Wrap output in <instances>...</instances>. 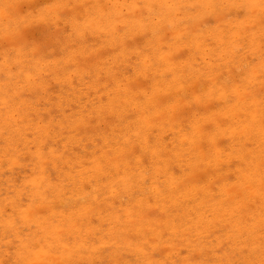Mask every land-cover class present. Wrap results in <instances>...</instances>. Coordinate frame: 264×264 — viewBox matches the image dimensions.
<instances>
[{"label": "rangeland", "instance_id": "374dc122", "mask_svg": "<svg viewBox=\"0 0 264 264\" xmlns=\"http://www.w3.org/2000/svg\"><path fill=\"white\" fill-rule=\"evenodd\" d=\"M50 1H51V3L49 5H52L54 3V1L57 2L56 0H49L48 2H46V0L45 1L44 0H31L29 2V0H28V2L27 1H22L21 3H19V1L17 0V2L19 3L20 8L22 7L21 11L23 13L21 12V14L19 15L18 19H16L14 17V21H13V16H11L12 15L11 14V9L8 8L9 5H7V8H5L6 6L3 7V8H0V13L2 11L4 13H7L8 11H10L8 14H5L7 17L4 16L2 18L3 21L0 19V71H1L2 77L3 78H7V82H8V85H9V86L7 85V87L0 86L1 87L0 88V234H1V236H0V264H17L18 262L16 260L18 259V261H19L20 258L23 259V256L21 254L24 253V252H25L24 253V258L26 260V259L29 258V256H32L37 250L41 249L42 246L45 245V243H46V245L44 246L45 248H43V249L48 250L49 253H52L55 258L57 256L60 257V255H62L64 253H67V254L69 253V255H70L69 257H72L71 258L72 260L74 259L72 264H74V262H75V264H76V262H77V264L78 263L79 264H85V263L86 264H91L94 259H96V261L94 260L95 262L93 261L94 264H103V263H105V262H102L103 260H101L99 262L100 259L99 260H97V259L98 258H103L104 257L103 256L104 253H106V255H105V257L103 259H104V261H107V259L109 258L108 255H110L109 253H111L113 248L115 246H117V245L120 247L121 251L123 250V252L119 253V255H118V256H121V258L120 257L118 258V256H117V258L114 259V257H113L114 254H113V256L110 255V258H109L110 260H108L107 263H105V264H112L111 259H113L112 261L115 262V263L113 262L114 264H117L118 261H116V259H119L120 261H119L118 264H120L122 262V260H123V257L125 258L124 260H127V262L128 261L133 262L135 260H138V262H140L141 264H145V263L146 264H155V263L156 264H158V263L159 264H171L172 261H173L172 264L173 263L174 264H186V263L187 264H191V263L192 264H200V263L201 264H209L211 262H212V264H218V263L219 264H247V261L245 259H243V257L239 254V250L240 251L244 250L243 252L246 253V252H249V250L251 251V249L252 250H256L257 248H252L251 244L249 242H247V239H246L247 235L245 236L244 234H242V233L240 234V232H238L240 234L239 237H238L237 235L233 234V232H232L233 229H231L229 227V225L226 223L228 221V219H226L227 215L226 216H220L219 219H218V218H216L217 217L216 216L217 213H212L210 211H206V212L203 211L205 213V215H206V216L204 215V220H205V223H206L205 224L204 221L202 222L201 220L199 222H197V219L199 218L200 214H198V212H195V211L192 210L193 213L194 212L197 213L196 214L197 216L195 215V213L193 215V213L191 212L192 215L191 214H189V215H191L192 217H190V216L188 217L187 216L191 220L185 217L186 221L185 220L183 221V224H182L183 228H179L178 227V226H180L179 224L182 223L181 221H179L178 226L177 225L172 226V228H174V229H172V230L170 229L168 231H167V227L165 225H164L165 227L162 226L163 227L162 228L161 225H159V224L157 225V224L152 223L153 222V218H152V216H150L151 210L153 208H154V210H152V211L158 210L160 208L156 209L157 207L163 206L162 204L166 203V202H161L162 203L161 204V203L154 202L155 200H154L153 194L155 193V190L156 189L157 190H161L160 188H162V186L164 184H166V183H167V185H171L172 182L174 181L173 180V176H178L181 173V169L182 168L186 169L188 167L187 161L190 158H187V156L188 157L191 156V155H188V153L186 151L182 152L183 155H185L184 153H186L185 156H183V155L180 156V155H178V154H176L174 152H171V149H172L171 147L173 146L172 145V142H173L172 140H174L173 131L166 130V131L161 133L160 128L158 126H155L154 128H152L150 130V131L153 132L154 135L157 134L156 136L159 139H160V137L162 138L160 140L162 142L164 141L163 142L164 146L168 142L167 143L168 145L165 146L167 151L165 150L166 151L165 152L163 150L161 152L162 153V157L163 156H165V157L168 156L166 158L169 159L168 164L170 166V169L166 170V166H165L166 164H164L163 160H157V159L152 160L151 158H149V156H147L145 154L144 149L142 150V146H141L142 142L138 144L137 143L138 141H135V140H138L137 139L138 135L136 136L138 131L136 129L133 130V134L135 135V137L133 136V134L131 135V137H129V136L125 135L123 131H121V127H120L121 122H120V120L116 121L117 119H116L115 115L113 116L112 113L111 114H109V113L107 114L106 113V114L103 115V114H99V112H97V111H94L95 109L92 110L93 106H95L96 104L98 105L99 103H101L100 100L102 102L105 100V102H103V104H105L108 101L107 96H106L107 99L104 98L105 90L101 87V86H103L106 83L105 79L109 80V83H108V86H107V90L108 91L109 90L110 91H114V90L121 91V88L124 86V84H128V85H126L127 87L130 84H132V85H130L131 87L129 86L128 88H130V91L134 88L133 91L135 90V93H136V89L138 88L136 86H138L140 84V81L145 79V78L143 76H141V77L140 76H134L133 75L134 74L133 70L131 69L132 66L131 67H127V66H125V64H134L135 62H140L141 61L140 56H139V52H141V50H142V48L139 46L140 45V40L142 39L141 42L143 43L144 37H143L142 34H145L148 31L142 30L141 33H133V34H130V35H125L122 38V41L127 45L128 50H129V48H132V49H130L131 52L129 54H127L123 58H121V55L119 54L120 55V57H119L120 61H118V63H114L113 64L114 66H111V67L115 68V69L113 68L114 72H112V73L109 72L110 74L109 73L104 74L103 72H101L100 73L101 75H99L100 76V80H98L99 77L94 75L95 71H92L93 73L91 72V74H86L84 72V70L81 68L82 63L85 62L84 60H86V59L90 61V59L93 60V58L94 59L97 58L100 55V53L103 51L102 49H104V51H105V49L107 50V48L110 49V50H113V48H114L115 51H116L115 52L116 54L120 53V51L122 50V45L120 44V40L113 39V41H114L113 46L111 44L109 45L108 44V43H110L109 40H110V38H113V36H109L107 33H104L103 31L97 29V27H94L93 29L85 28L84 32L83 31L80 32L81 34L83 33V35L81 36V34H80L79 37H76V35H74L75 32H73V30L71 31L70 27H68L67 22L65 23V21H67L68 19L71 20V17L68 18V17L65 16L63 18L62 17V15H63L62 13H59V16H55L54 10L50 11V10L46 9V7L49 6L48 3ZM68 1L65 0V4L67 2L66 5L69 4ZM70 1L72 3V4L70 3V5L73 8H69V7H71L70 5H68L69 7H67L64 4V7H62V10H64L65 7L68 8V9L66 8L67 11L69 9H71V11H72V9L75 10L74 7L78 6V2L80 4H84V5L89 4V6H95L94 3H96L97 0H77V1L70 0ZM113 1L118 2L119 8L121 10V13L119 14V16H120L119 20L120 21L118 22V30L117 29H113L115 32H119V31H121V28L123 26L121 24V22L123 21V18L125 17L126 13L128 12L129 5H131L130 3H133L134 1H137V5L141 7L142 1L141 0H109L108 5H110V6L113 5ZM230 1L232 2V3H230V5L232 6L234 4V6H235V3H234L235 0H230ZM12 2H14V1H10V7L11 8H13L12 7ZM173 2H175V0H171L170 1V3H173ZM73 4H74V6H73ZM5 9L6 10L8 9V11H6ZM41 9L44 12V14L46 15L47 20H50L51 17L49 18V16H52V15H54L53 17L55 18V20H53L54 18L52 17L53 19L51 21H53V22L48 21V24H44L45 20L41 18L44 15L40 14V10ZM184 10L186 11V10H188V8L184 7ZM71 11H69V12H71ZM233 11L235 13L236 10H231V14H226L225 21L226 20L230 21L231 19H233V17H234V13H232ZM239 11H238V14H243V12H242L243 9H240ZM261 12L262 13H259V11H257L255 14L257 15L259 13V15H262V14L264 15V13H263L264 10L263 11L261 10ZM48 13H50L51 15L48 14ZM263 15L259 16V18L260 17L263 18L264 17ZM207 16H206V23L204 24V27H203L202 31H199V32H201V33H199L201 35V36H199V38H201L199 40V43L201 42V44L195 43V45H194L195 49H198L199 53L197 55L193 54L194 55L193 57H195L197 59L199 58L200 62H198L197 59H196L195 62L196 61L198 62V64L196 63L197 64L196 67H195V65H196L195 62L192 64V66H187L186 67V71H189V70H191V71L185 72V74L187 73V74L190 75L191 73H195V75H198V74L199 75L200 74L203 75V77L200 76L201 78H199V81H200L199 83L202 82L200 84V85H202L205 82L204 80L209 81V78H211V76H208V74H209L208 65L211 64L214 67V71H215V74H216L215 76H217V77L219 76L218 77L219 80H218L217 77H215L216 81L214 79L215 87H217V84H219L221 86L223 84V83L221 84L222 80H224V77L225 78L227 77V74H225V73H227L225 71V68L228 65H229L228 67L231 68L232 71H234V69H235V72H237L236 74H239L238 71H237L238 69L236 67H237V65L240 62H239V59H237V57L241 58L242 55H244L243 56L244 59L241 58L240 61H242V59H243V61L246 59L247 62L250 63V65L252 67L257 68V70L260 67L261 68L259 70L264 68V43H263L264 42L263 41L264 36H261L260 38H257V35L254 34L256 29L253 28V27H251V28L249 27L248 28L246 26L247 27V29H246V27L244 26L243 30L245 29V32L242 30V28L240 30L238 29L240 31L239 36H237V37L233 36V38L229 39V41H228L229 43L228 44H230L229 45L230 47H228V45H226L228 48H231V44H232V48L238 49L239 47H241L240 50L238 49L240 51L241 55H239L237 53L238 56L233 58V56L230 54L229 50H227L228 48L221 47V48H223V51H222V49H219L220 46H219V42H217L218 41L217 32L220 31V29L222 27L221 23L217 20V17L214 16L213 14L209 13V14H207ZM31 17H33V21L32 22H31V19H30ZM257 18H258V16H257ZM100 19H102V18H100ZM17 21H22L23 23L18 24ZM43 25H47V26L49 25L48 27H50L52 30L54 29V27H57V28L61 27L62 29L61 28H59V29H61L62 32H65L63 35L68 33V35H70L72 37V38H69V41L67 42V47H66V52H69L70 56H71L69 61H66V57L63 54L64 48H62L58 44H55L54 46L52 45L53 47H50L49 49L47 48V50L45 52H43L44 54H41V47L39 45H36L38 42H35V41L29 42V41L24 40V38H25L24 34H25V31L26 32L28 31V28H34L33 29V31H34L36 29H39L40 27L42 28ZM52 26H54V27L52 28ZM63 28H65V31H63L64 30ZM205 28L206 29L208 28L209 31L206 30ZM225 28H227V27H225ZM68 29H69V31H68ZM166 29H167V30H165L166 34L169 33V30L170 31L172 30V28H169V26H167ZM246 30H247L248 33H250L249 35H248V33H246ZM69 32H71V33L69 34ZM103 33L106 34V35H103ZM112 33H114V32H112ZM243 33H245V34H243ZM43 34L47 35L46 32L45 33L43 32ZM214 34L216 36H214ZM246 34H247V36H245ZM102 35L104 37H101ZM250 35H251V37H250ZM73 36H75L76 38L73 37ZM91 37H93V38H91ZM82 38L83 39L86 38V39H84L86 41H89V40H87V38H89L90 41L89 42L85 41V42L87 44L91 43V44H89L90 46H93L94 44L95 45L93 46V51H90V49H89L88 52L80 55L79 54L80 51L79 50H75V49L77 47L76 43L77 42L79 43L82 40ZM252 38H254V40ZM255 38H257V39H255ZM13 39H16V40H19V41L21 40L22 41V46L20 47L18 45V46L15 47V46L12 45L13 48H15V49H13V51H9L11 49H10V45H8V43H11V41ZM65 39H67V37H65ZM91 39H93L94 43L91 42L92 41ZM102 39H105V40L103 41ZM243 39H244V41H243ZM247 39H250V40H247ZM201 40H203V41H201ZM224 40H227V39H224ZM224 40H222L221 43H225ZM182 41H183V45L186 47V43H188V39L185 40L183 38ZM202 42H204V43H202ZM250 42H251L252 45L249 44ZM246 43H248V44H246ZM107 44L109 46H107ZM206 44L208 45V47H207ZM161 45H162V48H160L161 51H160V49H158V50L160 52H162V50H163L164 51V52H162L163 55L170 54L169 57H171L172 54H173V52H171L172 48H170V50H169V48H167L168 44L166 43V41H164V46H163V44H161ZM196 45H197V47H196ZM234 45L235 46L237 45V46L234 47ZM103 46L105 48H103ZM199 46H201V47L203 46V47L201 48ZM147 47L149 48V51L147 49L146 52H148V53L151 52L150 54H152L151 55L152 57H155L158 54L159 51L157 49H155L153 46H147ZM188 47H190V46H188ZM209 47L211 49H209ZM254 47L255 48L257 47L258 50L255 49ZM200 48H201V50H200ZM207 48L210 51V54L205 52L206 51L205 49H207ZM212 48H213V51H212ZM16 49H20L18 51V54H15V52H14ZM215 49H218L219 53H217L218 50L215 51ZM150 50H152V51H150ZM154 51H155V54H153ZM192 53H194V52H192ZM150 54L147 55V53H145V60L147 59V57H150ZM203 54L204 55L206 54V55L204 56ZM16 55H17L18 59L14 61V58H15ZM200 55H201L202 58L200 57ZM88 58H90V59H88ZM200 58H201V60H200ZM122 59L126 60V61H124V62H126L125 64H123V62L121 61ZM221 59L223 61H225V62H223ZM10 61H12V62H10ZM153 61L155 62V60H153ZM173 61H175V58H171V62H173ZM199 63H201V64H199ZM225 64H227V66ZM104 65L105 66H110L111 64L109 65V64H105L104 63ZM64 66H68L69 67L68 68L69 69L68 73H66L65 69H63ZM151 66H152L153 70L158 74V76L156 78L159 79L160 78V76H159V74H160L159 65L156 63V64H153ZM198 66H201V68L198 67ZM230 66H232V67H230ZM100 67L103 68V66H100ZM193 67H194V69H193ZM111 69L112 68H110V70ZM122 69H125L124 74H123L124 76H122V74H120ZM197 71H199L200 73L199 72L197 73ZM261 74L262 73L259 72V76H257V78H255V79L250 78V77L252 75L253 76L254 75H258V72L257 73H252V74L249 73L248 75H250V76H246L245 74H243L241 76V78H236L235 77L234 78V86L239 91H241L243 82H241L240 80H244L246 83L249 80L248 84L253 83V84H250V86L252 85L250 89H252V88H253V90L255 89L254 91L255 92L258 91L257 94L261 95L264 98V80H263L264 76L261 75ZM102 77H103V80H104L103 84L100 83L102 81V79H101ZM204 77L205 78L209 77V78L208 79H204ZM246 77L247 78L249 77L248 80H247ZM3 78L0 80V82L3 81ZM148 78H150V77H148ZM185 79H186V77H185ZM261 79H262V82H261ZM250 81H252V82H250ZM147 82H148V80L145 81V85L146 86H148ZM134 83H135V85H133ZM259 83H261V84H259ZM248 84H246V87L249 86ZM193 88H194V90H193L194 93L192 91ZM189 90H190L191 94H196L198 92V90H196L194 86H191V88H189ZM137 91H138V89H137ZM152 92L154 93L153 90L147 89V91H145V98L142 97L141 94H138V93H140V92H138V93H136V96L138 95L139 97H136V96L132 95L133 96V100H136V101L137 100L138 101L141 100L140 101L141 103L144 102L145 104H147V98L151 97L153 95ZM112 94L113 93H111V96H113ZM214 94L215 95H218V94L221 95V94H224V93H221V91L220 92L216 91V93L214 92ZM233 94H228V97L229 98L232 97V99L236 98L235 96H233ZM99 95L103 96V100H102V97L99 96ZM140 97H141V99H140ZM127 101H129V100L126 99V101H125V99H122L120 101L121 104L117 103L120 106L115 107V108L117 109V108L123 106L122 108L125 109L124 106H126V108L128 106V109H125V110H126V117L128 116L127 119H129V118H132L131 116H134L138 112L142 111V109L138 108L137 109L138 112H137V110H135L137 113L133 112L134 115H132L131 112L134 109L133 108H132L133 110L130 109L131 108V106H129L130 103L127 102ZM123 102L126 103V104H124ZM220 102H221V105L223 107L224 103L222 101H220ZM262 102L264 103V101H262ZM117 104H116V106H117ZM215 104H217V100L215 102L209 103V108L211 109V105L214 106ZM104 106H105L104 109L106 110L107 107H106V105H104ZM197 106L198 105L194 104V108L193 109L196 110L195 107H197ZM201 106H202V103L199 104V106H198L200 109H198V107H197V109H198L197 111L199 112V110H201L200 111V115L201 114L204 115V113H205L204 110L205 109L203 108V106L201 108ZM129 109L131 110V112H130ZM150 109H152V107L146 109L147 113H148V111L151 112ZM211 110L212 111H216L217 108H216V110L213 109V108ZM249 111H251V109ZM86 114H88L87 116H89V115H91V116L87 117ZM101 115L105 116L104 119H102L103 116H101ZM109 115L112 116L113 118L109 117ZM206 115H207V113H206ZM206 115H204V116H206ZM85 116L88 119L89 118L90 119L87 121V118H85ZM98 116H100L101 118L98 117ZM80 117L83 120H79ZM185 117H187L188 120L190 119L189 116H185ZM97 118H100L103 121L101 122V120L99 119V121H100L99 122L97 120ZM110 118L111 119H114V118L116 119V120L114 119V123L116 122L117 126L116 125H114V126H116L119 131L116 130L117 128H115L113 125L111 126L113 120H111ZM134 118H136V116ZM107 119H109V120H107ZM84 120H86L87 124H86V122ZM105 120L108 121V123H109V121H111L110 122L111 124H108ZM188 120L185 123V128H186V130H188L187 133L183 137H179L180 139L178 138L175 141V143L179 142V141L180 142L182 141L183 145H185L187 143L188 136L186 138V135L193 129L192 121L189 123ZM79 121H81V122H79ZM90 121L92 122L93 125L91 123H89ZM4 122H6L7 124L4 123ZM82 122L85 123L86 125H81V124H83ZM104 122H106L110 126H108V127L105 126L106 124ZM117 122H119V123H117ZM77 123L80 126L77 125ZM211 123H209V121H206L205 124H207L208 127L204 124L202 126V128L206 127V129L207 128L209 129V127L210 126L212 127V125H213ZM221 123H223V121H221ZM75 124H76V127L74 126ZM89 124H91V126ZM177 124H179V122L175 123V125H177ZM98 125H100V126H98ZM166 125H167V123L165 122L163 125H161V128L162 129L163 128L167 129ZM39 126H41V127H39ZM42 126H43V129H42ZM119 127H120V129H119ZM151 127H153V126H151ZM234 127H236V125L233 126V128ZM109 128H111V129H109ZM86 129L88 130V132L86 131ZM90 130H94L93 134H92V131L90 132ZM111 130H113V132ZM207 130H206V132H207ZM5 131H6V134H5ZM120 131L125 136L123 138H127L128 137L127 139H129L130 142H131V139L133 141V142L130 143V145H133V146L132 147L130 146V149L127 152H125V150L115 149L111 145L103 147V140L99 136H98V138L95 139L96 134L105 135V133H106L105 136L110 138V140L112 139L110 141V142H112L113 141L112 137H114V135H117L116 132H118V134H120V135H123ZM8 132L12 133L13 135L12 134L10 135ZM89 133H90V135H89ZM159 134H160V136H158ZM223 134H225V133H223ZM225 135H224V138H222L223 136L222 137L219 136L220 139H218V140L216 139L218 142L213 141L214 144L217 143V146L221 148V149H219L220 152L217 155V161H218L217 164L220 165V166H223V168L220 167V166L218 167V165L215 166L214 162H212L213 165H210V164L204 165L205 167H203L202 169L204 170L205 168H207V170L199 173L200 174L199 175V181H200L201 185H203L204 187H207L208 179L210 177L216 179V181H217V177L219 175H224L226 173H229V170H230V172H232L231 170H234L233 172H236L235 171L236 167H237L236 164L237 163L240 164L242 162L241 160L239 161L238 157L236 158L235 156H229L228 155L229 153H233V151L231 149V146L228 145V141H229L228 138L231 137V136L229 134V131H227V133ZM11 136H12V138H11ZM40 136H42V137H40ZM233 136L234 137H231V139H234L236 135H233ZM66 137H68L67 139H69V140H67ZM132 137H134L136 139H134ZM255 137L256 136H254L253 138L255 139ZM239 138L241 140H245L243 137H239ZM253 138L252 139L250 138V143H248L249 140L248 141L245 140L246 144H243L245 141H243L242 143L240 141V143H239V141H237L238 140V137H237L235 139L236 143H235V140H232L231 143L232 144L235 143L234 147L237 146L238 143H239V145L242 144L241 146L243 147V149L245 148L246 149L245 151L248 152L251 149L257 147L259 145V143H260V139H255L254 140ZM72 139H73V142L71 143L70 140H72ZM67 141L68 142L70 141V143H68ZM223 144L226 145L227 148ZM84 145H86V148H85ZM221 145L223 147H225V149ZM243 145H245V146H243ZM167 147H168V149H167ZM104 150H106V151H104ZM93 151L94 152L96 151L97 153L95 152L96 153L95 154ZM103 152L104 153L106 152L105 153V154H107L106 156L110 157L111 161H113V162H115V158L114 157H116V156L119 157L118 160H117V163L116 164H109V163L106 164L108 158L106 156H104L105 154ZM170 152L174 153V154H171ZM91 153L93 155H91ZM163 153H164V155H163ZM64 154H65L66 157L64 156ZM102 154H103V156L105 158L100 156ZM127 154L131 157V158H128L129 161L132 162L131 165H128L130 167H128V166L125 167V165H124V162H125L124 157ZM166 154H168V155H166ZM96 155H99L100 158H99V156H96ZM85 156H87V158ZM84 157L86 159L94 157L93 159L96 161V163H97V160H99L98 163H101V164L105 163V164H102L104 166L103 168L101 167V164H100V166L98 165V163H97V165L95 164L94 168H96V166L100 167L99 173L101 172V174L98 175V177L97 176L96 177L93 176L92 172H90V171L87 172L86 171L89 168V163L92 162V160L91 159L86 160V159H84ZM227 157H229V159ZM230 157L232 159H230ZM63 158H64V160H62ZM95 158H97V159H95ZM171 158H176V160H178V161H175L173 159L175 162L172 163V161H171L172 159ZM181 158L183 159V161L185 160V162H183L184 164L179 162L181 160ZM77 159L78 160L80 159V162L83 159L82 162L84 164L83 163L80 164ZM100 159H101V162H100ZM104 159L106 161H103ZM226 159L229 160V162ZM68 160H69V162H68ZM74 160H77V161L75 162ZM85 160H86V163L88 162L87 163L88 165L85 164ZM237 160L239 162H237ZM61 161H62V164H61ZM219 161L221 163H223V164H221ZM223 161H225V162H223ZM169 162H171V163H169ZM189 162H190V160H189ZM227 162L229 163V165L227 164ZM241 164H242V166H240V168L238 167L237 169H241V167L244 168L245 165L243 163H241ZM86 165H87V168H86ZM90 165H91V163H90ZM112 165L115 166V167H113L115 169H111ZM233 165H235L234 166L235 169H234V167H232ZM73 166H75V169H73ZM227 166L228 167L231 166V167L228 168ZM94 168H93V170H94V172H96ZM148 168H149V170H148ZM179 168H180V170L178 171ZM224 168H228V169H224ZM158 169H160L161 171L158 172L157 171ZM162 169H164V171H162ZM68 171H70V172L68 173ZM125 171H128V173L130 171L128 176L126 175L128 173H126ZM171 171H174V172H171ZM225 171H227V172H225ZM86 172L88 174H86ZM42 173H45V175L42 174ZM67 173H68V175H70V177L67 175ZM112 173H114L117 178L114 177L112 175ZM162 173H163V175H162ZM79 174H81L80 177H78ZM84 174H86L88 176L90 174L91 175L86 178V175H84ZM109 174L112 175L113 178H111ZM145 174L147 176H150L148 179L149 180L151 179V181H149L148 179H147L148 181H146ZM31 175H33V176H31ZM37 175H40V176H37ZM47 175H49V177H51V178L50 179L47 178L48 177ZM83 175H84V177H83ZM164 175H166V176H164ZM136 176H137V179L139 178V181H138L139 183L138 184H140V185H138V188H140V189L138 190L136 188V185L134 187H132L131 189H129V186L131 185V180L136 178ZM58 178H60V179H58ZM96 178H98L99 180L98 179L96 180ZM105 178H109L111 181L113 179L112 183L113 182H115V183L111 184V181L109 180L110 181V183H109V181L107 180L106 181L107 182L106 189H105L107 192L99 195V192L97 193V191H96V188L98 186L97 185L98 184L97 181L105 182ZM115 178H116V180H115ZM47 179H48V181H46ZM87 179H88V181H87ZM156 179H157V181H156ZM159 180H160V182L161 181L162 182L159 183ZM24 181H26V183ZM142 181H145V182L142 183ZM152 181H154V183L155 182L156 183L154 184ZM28 183H29V185H28ZM58 184H60V185H58ZM109 184H111V185L109 186ZM161 184H162V186H161ZM151 185H152V188H151ZM155 185H156V187L157 186L158 187L156 188ZM216 186H217V183H215V186L212 187L213 190L211 192L216 191ZM170 187H171V190H172L173 186L171 185ZM145 188H147L148 190H146ZM107 189H109V190H107ZM152 189L153 190L155 189V190L153 191ZM131 190L132 191L134 190L133 194H129V192ZM135 190H138V191L142 190V191L136 193ZM21 191H24V192H21ZM48 191H50V192L48 193ZM111 191H113V192H111ZM176 191H178V190H176L175 188L172 191V194L175 195L174 198L175 199L176 198L180 199L179 201L177 199L176 202L182 201L183 204L179 205L181 203L180 202L176 206L175 203H173V202H167L166 203L167 206L166 205H165L166 207L164 206V209L166 208L165 209V214H167L166 210H168V212H171V213H169L170 215L172 214L173 216H177V213H179L178 212L179 210L177 208H179V207L181 208L182 205H183V207H184V205H186L184 208L188 207L187 206L188 205V200L182 198L181 196L178 197V195L180 193H177ZM86 192H90L91 193L92 199H90V200L93 201L92 202L93 206L90 205L89 203L88 204L85 203L86 200H83L82 195L84 193H86ZM44 193L46 194L45 196H43ZM138 193H139V195H138ZM111 194H113V195H111ZM131 195H133L134 197L135 196L138 197V199L133 198ZM198 195H199V193H198ZM17 196H18V198H17ZM59 197H61L60 200H59ZM119 197H120V199H119ZM98 198L100 199V201L98 200ZM141 198H143L146 201V203L142 202V204L140 203L141 204L140 205L139 202L142 200ZM149 198H150V200H149ZM133 199H134V201H133ZM139 199H141V200H139ZM195 199H197L198 201L201 200L200 198H198V196ZM257 199L258 198H255V200H253L252 203L251 202L248 203L249 208L252 207V205H250V204H253V203L254 204H253V207L251 209L258 208V207H260L261 204H262V208L264 207L263 203H261L259 199L257 201ZM62 200H63V202H62ZM17 201L19 203H17ZM107 201L109 203L106 204L105 202H107ZM116 201H117V203H116ZM135 201L138 202V204ZM148 201H152V203L148 202ZM183 201H185V203ZM198 201H196V202H198ZM20 202H23V203L21 204ZM41 202H43L44 205L40 206L42 204ZM45 202L48 203V204L45 205ZM98 202H100V203H98ZM194 202L195 201L190 200V203L193 204ZM256 202H258L259 205ZM61 203L63 205L66 204V207H65L66 209L64 211H62V212L61 211L59 212V210H60L59 206H60ZM74 203H75V206L73 205ZM130 204L131 205L134 204L136 206L137 205L140 206L139 207L140 210H134V213L139 215L138 220H145L146 221L145 224L148 225V229H146L145 233H146V235L150 233L149 236L147 235L148 236L147 239L151 238V240L153 239L152 241H155V242H151L150 241V244L146 243V246H145V243H143V241L141 242L139 239H134L133 242L135 244L134 243L132 244L131 241L133 239L130 241L131 238H128V237L131 236L130 232L132 233V230H130L128 228L129 227V224H128L129 223V219L131 217L127 216L128 218L130 217L128 219V218L122 216L123 214L121 215L122 216L121 217L118 213H119V211L121 210V208L123 206L124 207L128 206L127 208L132 209L133 206H131ZM80 205L83 206V208L87 207L86 209H87L88 213H87L86 209L84 210L83 208H82L83 210H78ZM121 205H122V207H121ZM142 205L145 206V207L143 208ZM44 206H47V207H44ZM56 206H57L58 209H56ZM70 206L73 207V210H71L69 212V211H67V209L69 210ZM117 206H118V208H117ZM13 207H15L16 209L13 208ZM48 207H50L52 209H49ZM88 207L90 208L89 210H88ZM93 207L94 208L97 207L98 211L96 209H94ZM99 207H100V209H99ZM119 207H121V208H119ZM141 207L143 208V210L145 212L144 211H143V213L141 212V210H142ZM151 207H153V208H151ZM167 207H168V209H167ZM47 208L49 210H47ZM149 208H151V210H149L150 213H148L149 212L148 211ZM42 209H43V211H42ZM93 209H94V211H93ZM33 210H34V212L35 211L37 212V210H38V213L39 212L40 213L39 214H34V212H32ZM170 210H172V211H170ZM174 210H178V211H174ZM186 210H188V208ZM43 213H44V215L41 216V214H43ZM86 214H88L89 216L86 215ZM34 215H37L38 217H35ZM100 215H103V216H100ZM111 215L112 216L114 215L115 217H117L119 215L117 219H120V220H118V222H117V220H115L116 222L114 220L111 221V219H110ZM105 216H106V218H105ZM208 216H211V217L215 216V217H213V219H212V218H208ZM39 217H40V219H39ZM80 217H82V218H80ZM85 217L87 219H89V220H87ZM101 217L103 219H106V220H103ZM222 217H223V219H222ZM37 218L39 220H36ZM61 218H63V220ZM107 218L110 219V220H108ZM122 218H125V219H123V221H125V220L127 221V222L125 221L126 225H125V222L121 221ZM206 218H208V219H206ZM35 220L37 222L39 221V224L45 223L43 225H47V223H49L48 220L50 221V223H49V226H45L43 228H40L39 225H37L38 223ZM40 220L41 221L43 220V222L41 223ZM74 220H76V223L81 221L82 225H78V226H82V227L77 229L76 225H74L75 224ZM100 220L102 222H100ZM188 220H189V222L191 221V223H189ZM64 221H66L65 222L66 224L64 223ZM83 221H84V223L86 224L87 227H89V225H87L88 222H89L88 224H92L89 227L91 229V233L90 234L83 232V231H85L84 229H87V227L85 228V225L83 226V224H84V223H82ZM71 222H73V223H71ZM119 222L124 223L123 226H122V223H119ZM184 222H185V224H184ZM214 222H215V224H214ZM108 223H110V224L108 225ZM114 223H115V225H114ZM186 223L188 225L193 224V226L194 225L195 226H194V228L192 227V229L190 230V229H188L186 227ZM209 223H212V229L210 227L211 224L209 225ZM220 223L222 225H220ZM16 224H18V226ZM224 224H226V225H224ZM10 225H11V227H9ZM59 225H60V227H59ZM110 225H111V227H109ZM206 225H208L209 228ZM50 226H51V228H49ZM176 226H177V228H175ZM5 227H6V230H5ZM107 227H109V228L107 229ZM201 227H202V229H201ZM224 227H225V230H224ZM7 228H9V229L7 230ZM46 228L47 229L49 228V229L46 230ZM53 228H55L54 229L55 231L53 230ZM122 228H124V229H122ZM1 229L5 230V232L3 230H1ZM74 229H75V231L76 230H78V231L74 232ZM98 229L99 230L101 229V230L98 231ZM176 229H177L178 232L181 230V232H179L178 235H177ZM38 230H39V233H38ZM173 230H175V231H173ZM182 230H183V232H182ZM44 231H45V233H46V235L48 237L47 240L43 236V232ZM110 231H112V232H110ZM151 231H152V233H151ZM158 231L159 232L163 231V233L165 235L162 232H161V234L159 233L160 234L159 235L157 233ZM169 231H170V233L168 234ZM195 231L196 232L198 231V232L196 233ZM1 232H3V233H1ZM209 232H210V234H209ZM72 233L75 234L76 240L73 239L74 236H73ZM109 233L111 235H116L119 238V239L115 240L117 242H113V244H109L110 242L109 243L106 242V241H109V239H107V238H109V235H110ZM153 233H157L158 236L153 234ZM97 234H99L100 237L103 236L104 238L101 239L100 237H97L98 236ZM196 234H197V236H196ZM231 234H233V236ZM86 235H88V236H86ZM151 235H153L154 237L151 236ZM161 235H164L162 240H161ZM203 236H206V238H204ZM226 236H229V237L231 236V238L234 241L236 240L235 238L238 237L237 239L239 241L236 240L237 245L232 247V246H230L231 242H230V244H227L229 242V240H228V238ZM240 236H241L242 239L240 238ZM158 237H160V239ZM189 237H191V240H190ZM243 238H244V240H243ZM65 239H67V241L68 240L69 241L67 242ZM27 240H28V242H27ZM122 240L127 241V243H125V242L122 243ZM164 240H167V241H164ZM208 240H210V241H208ZM29 241H32V242H29ZM75 241H77V242H75ZM162 241H163V243H162ZM91 242H93L94 244L91 243ZM120 242L122 243V245H121ZM245 242H247V243H245ZM30 243H32V245H30ZM33 243H35V244H33ZM79 244H82L81 246H83V247H81ZM221 244L224 245V246H222ZM26 245L27 246L29 245V247H27ZM89 245L91 247V251L92 252L91 251L88 252L90 250L89 249ZM104 245H107L108 247L107 246L104 247ZM109 245L111 246V251L110 252H109V249H107V248H109ZM149 245L151 247L154 246L155 249L154 248L151 249ZM30 246H32V248ZM121 246L123 247V249H122ZM143 246L146 247L145 250H143L144 253L142 252V250L140 251V249H142ZM169 246L170 247L172 246V248H170ZM183 246H184V248H183ZM228 246L231 247V248H229ZM18 247L20 249L23 248V250L20 251ZM80 247L82 249H80ZM53 248H54V250H53ZM86 248L88 250H86ZM126 248H128V250ZM249 248H251V249H249ZM17 249H18V252H17ZM29 249H31V251ZM75 249L82 250L81 252H83V253H81L78 250L76 251V253L79 252L78 255L84 254L83 249L86 250L85 253L88 252V255L92 256L91 258L92 259L94 258V259L92 260L90 258L89 261L91 263L90 262L88 263V261H86V260H80L79 256L78 257L72 256V255L76 254L73 251ZM129 249H133V250L130 251ZM135 249H136V251H135ZM95 250L99 251V253L98 252H97L98 254L97 253H93V251L96 252ZM155 250L157 251V253H156ZM159 250H160V252H159ZM189 250H190V252H188ZM231 250H234V251H231ZM209 251H211V252H209ZM225 251H226V253H225ZM107 252H109V253H107ZM17 253H18V255H17ZM27 253H29V254L26 256ZM90 253L97 254V256L98 255L99 256L102 255L103 257L102 256L101 257L98 256V258H96L97 257L96 255L94 257V255L90 254ZM134 253H135V255H134ZM210 253H212V254H210ZM226 254H228V255H226ZM234 254H235V256H234ZM20 255L22 257L18 258ZM148 255H150V256H148ZM186 255H188V256H186ZM177 256H179V257H177ZM15 257H17V258H15ZM154 257H156L157 259H155ZM168 257H169V259H168ZM224 257L227 259L228 262L227 261L225 262V258ZM240 257H241V259H240ZM76 258H78V259H76ZM105 258H107V259L105 260ZM149 258H151V259H149ZM219 258H220V260H219ZM231 258H233V260H230ZM14 260L17 263L14 262ZM141 260H143V261L141 262ZM174 260L177 261V262H175ZM214 260H216V261H214ZM213 261H214V263H213ZM66 264H67V262H66ZM68 264H70V263H68ZM255 264H261V263L256 262Z\"/></svg>", "mask_w": 264, "mask_h": 264}, {"label": "bare ground", "instance_id": "6f19581e", "mask_svg": "<svg viewBox=\"0 0 264 264\" xmlns=\"http://www.w3.org/2000/svg\"><path fill=\"white\" fill-rule=\"evenodd\" d=\"M10 1H14V2H12V7L13 8H11L10 7ZM19 1V3H21L22 1H27L28 2V0H18ZM31 0H29V2H30ZM45 1V0H44ZM49 1V0H48ZM47 0H46V2H48ZM57 2H55L54 1V3L52 4V5H49L50 3H51V1L48 3V7H46V9H48V10H54V13H55V16H59V13H62L63 15H62V17L64 18L65 16L66 17H71V20L70 19H68L67 21H65V23L67 22V24H68V27H70V29H71V31L73 30V32H75V34L74 35H76V37H79L80 36V32L81 31H83L84 32V30H85V28H90V29H93L94 27H97V29H99V30H101V31H103L104 33H107L109 36H113V38H110V43H108L109 45L111 44L112 46H113V44H114V41H113V39H117V40H120V44L122 45V50L120 51V53H118V54H116L115 52V49L113 48V50H110V49H108L107 48V50L105 49V51H104V49H102L103 51L100 53V55L97 57V58H93V60H91L90 58H88V59H90V61L89 60H84L85 62H83L82 63V66H81V68L84 70V72L86 73V74H91V72L92 71H95V76H97V77H99V79L98 80H100V76L99 75H101L100 73L101 72H103L104 74H107V73H112V72H114L113 70L115 69L114 67H111V66H114L113 64L114 63H118V61H120V59H119V57H120V55H121V58H123V57H125L127 54H129L130 52H131V50L130 49H132V48H129V50H128V47H127V45L122 41V38L125 36V35H130V34H133V33H141L142 32V30H146V31H148V32H146L145 34H142L143 35V37H144V40H143V43L141 42L142 41V39L140 40V47L142 48V50H141V52H139V56H140V59H141V61L140 62H135L134 64H125L126 62H124V61H126V60H124V59H122L121 61L123 62V64H125V66H127V67H131V69L133 70V75L134 76H143L145 79H143V80H141L140 81V84L138 85V86H136V87H138L137 89H138V91H137V89H136V93H138V92H140V93H138V94H141L142 95V97H144L145 98V91H147V89H151V90H153L154 91V93L152 92V96L151 97H148L147 98V104H145L144 102H140L141 100H133V96L132 95H134V96H136V93H135V90L133 91V89L130 91V88H128L130 85H132V84H130L128 87L126 86V85H128V84H124V86L121 88V91H116V90H114V91H108L107 90V86H108V83H109V80H107V79H105V84L103 85V86H101L104 90H105V93H104V98L105 99H107L108 98V101L105 103V104H103V102H105V100L102 102L99 98V100H100V102L101 103H99L98 105L96 104L95 106H93V109L92 110H94V111H97V112H99V114H111L112 113V115L114 116L115 115V117H116V121H119L120 120V122H121V125H120V127H121V131H123L124 132V134L125 135H127V136H129V137H131V135L133 134V130L134 129H136L137 131H138V133L136 134V136H137V139L138 140H135V141H138L137 143L139 144V143H141V146H142V150L144 149V152H145V154L147 155V156H149V158H151L152 160H155V159H157V160H163L164 161V164H166L165 166H166V170H168V169H170V166H169V164H168V161H169V159L168 158H166V157H168V156H163L162 157V151L164 150H166V148H165V146L166 145H168L166 142V145L164 146V141L162 142L160 139H162L161 137H160V139L156 136L157 134H153V132L152 131H150L152 128H154L155 126H158L159 128H160V131H161V133L162 132H164V131H166V130H171V131H173V133H174V140H172L173 142H172V149H171V152H174V153H176V154H178V155H183V151L185 152H187L188 153V155H191L190 157H188L187 156V158H190V159H188V161H187V164H188V167L185 169V168H182L181 169V173L178 175V176H173V182H172V186H173V189L175 188L176 190H178V191H176L177 193H180L179 195H178V197H182V198H184V199H186V200H188V210H186L187 208H184L186 205H184V207H183V205L181 206V208L179 207V208H177L178 210H174V211H178L179 213H177V216H173L172 214L170 215L169 213H171V212H168V210H166V213L167 214H165V209H164V206L166 205V203L167 202H173V203H175V205L177 206L178 205V203H180L179 205H181V204H183L182 203V201H180V202H176L177 201V199L178 198H174V196L175 195H173L172 194V191H173V189L171 190V185H167V183L166 184H164L163 186H162V184H161V186H162V188H160L161 190H157L156 188L158 187H156V185H155V193L153 194V197H154V202H156V203H161V202H166V203H161L163 206H159V207H157L156 209H158V208H160V209H158V210H155V211H152V210H154V208L153 207H151V208H153L152 210H151V208H149L148 209V211L149 210H151V213H150V211L148 212V213H150V216H152V218H153V222L152 223H154V224H159V225H161V227L162 226H166L167 227V231L168 230H172V229H174V228H172V226H175V225H177L178 226V224H179V221H181L180 223L181 224H179L180 226H178L179 228H183V221L185 220V217L186 218H188L189 216L190 217H192L191 215V212H192V210L193 211H195V212H198V214H200L199 215V218L197 219V222H199L200 220L203 222L204 221V223H205V220H204V215H205V213L203 212V211H210V212H212V213H217V217L216 218H218L219 219V217L220 216H226L227 215V217H226V219H228V221L226 222L228 225H229V227L231 228V229H233V234L234 235H237L238 237H239V235L242 233V234H244L247 238V242H249L250 244H251V246H252V248H257L256 250H252L251 248H249V249H251V251L249 250V252H243L244 250H242V251H240L239 250V254L243 257V259H245L246 261H247V264H255L256 262H259V263H261V264H264V207L262 208V204L260 205V207H258V208H255V209H251L252 207H253V204H250V205H252V207H250L249 208V205H248V203L249 202H251L252 203V201L253 200H255V198H258L259 200H260V202L261 203H263V205H264V103L262 102V101H264V98L261 96V95H259V94H257V92H255L254 90H253V88L252 89H250L251 88V86H250V84H253V83H250V84H248V82H249V80H248V78H247V83L244 81V80H240L241 82H243V84H242V89H241V91H239L235 86H234V78L236 77V78H241V76L243 75V74H245L246 76H250V75H248L249 73L250 74H252V73H257L258 72V75H252L250 78H253V79H255V78H257V76H259V72L260 73H262L261 75H263L264 76V68L263 69H261V70H259L260 68H258V70H257V68H255V67H252L251 65H250V63H248L247 62V60L245 59L244 61H243V56L244 55H242V57L241 58H243L242 59V61H240L241 60V58H238L237 56V53L239 54V55H241V53H240V48L241 47H239L238 49H236V48H232V44H231V48H228V47H230L229 45L230 44H228L229 42V39L230 38H233V36L234 37H237V36H239V33H240V29L242 28V30H243V27L245 26H247L248 28L250 27H253V28H255L256 30H255V32H254V34H256L257 35V38H260L261 36H264V17L263 18H259V16H262V15H259V13H262L261 12V10L263 11L264 10V0H235V6H234V4L231 6L230 5V3H232L230 0H175V2H173V3H170V1L171 0H141L142 1V3H141V7L140 6H138L137 5V1H134L133 3H130L131 5H129V8H128V12L126 13V15H125V17L123 18V21L121 22V24L123 25L122 26V28H121V31H119V32H115L113 29H117L118 30V22L120 21L119 20V18H120V16H119V14L121 13V10H120V8H119V4H118V2H115V1H113V5H108V3H109V0H97L96 1V3H94L95 4V6H89V4H86V5H84V4H80L79 2H78V6H76V7H74L75 8V10H73L72 9V11H71V9H69L68 11L66 10V8L67 7H69L68 5H70V3H71V1L69 2L68 0V5H66L67 4V2H66V4H65V0H56ZM75 1H77V0H75ZM41 2V1H40ZM45 2V3H46ZM53 2V1H52ZM140 2V1H139ZM19 3L17 2V0L15 1V0H0V8H3V7H5V8H7V5H9L8 6V8L9 9H11V16H13V21H14V17L16 18V19H18V17H19V15L21 14V8H20V6H19ZM43 3V2H42ZM77 3V2H76ZM75 3V4H76ZM64 4L67 6V7H65V9L64 10H62V7H64ZM72 4V3H71ZM47 5V4H46ZM29 6V5H28ZM71 6V5H70ZM73 6H74V4H73ZM184 7H186V8H188V10H184ZM243 7V8H242ZM30 8V7H29ZM69 8H73L72 6L71 7H69ZM68 9V8H67ZM240 9H243V14H238V11ZM6 10V9H5ZM231 10H236L235 11V13H234V11L232 12V13H234V17H233V19H231L230 21H225V16H226V14H231ZM6 11H8V9L6 10ZM69 11H71V12H69ZM257 11H259V13L256 15L255 13L257 12ZM10 11H8L7 13H4L3 11L0 13V19L3 21V17L4 16H6L5 14H8ZM53 12V11H52ZM240 12V11H239ZM23 13V12H22ZM51 13V12H50ZM50 13H48V14H50ZM209 13H211V14H213L214 16H216L217 17V20L221 23V29H220V31H218L217 32V38H218V41L217 42H219V49H222V51H223V48H221V47H226V48H228L227 50H229V52H230V54L233 56V58L234 57H237V59H239V64L237 65V71H238V73L239 74H236L237 72H235V69H234V71H232V69L231 68H229L228 66H227V64H225L226 66V68H225V71L227 72V73H225V74H227V77L225 78L224 77V80H222V82H221V86L219 85V84H217V87H215V84H214V82L216 81V79H215V77H217V76H215L216 74H215V71H214V67L211 65V64H209L208 65V72H209V74H208V76H211V78H209V81H206V80H202L204 83L202 84V85H200L201 83H199L200 81H199V78H201L200 76H202L203 77V75H195V73H191L190 75L189 74H185V72H189V71H191V70H189V71H186V67L187 66H192V64L195 62V60L197 59V58H195V57H193L194 55L193 54H195V55H197L198 53H199V51H198V49H195V43H199V40L201 39V38H199V36H201L199 33H201V32H199V31H202V29H203V27H204V24L206 23V16H207V14H209ZM264 13V12H263ZM40 14L41 15H44V16H42L41 18L42 19H44L45 21H44V24H48V21H51L54 17V15H52V16H49V18H50V20H47V17H46V15L44 14V12L42 11V9L40 10ZM58 14V15H57ZM51 15V14H50ZM33 16V15H32ZM211 16V15H210ZM257 16H258V18H257ZM264 16V15H263ZM7 17V16H6ZM5 17V18H6ZM53 17V18H52ZM208 17V16H207ZM60 18V17H59ZM100 18H102V19H100ZM31 19V22L33 21V17H31L30 18ZM53 20H55V18L53 19ZM1 21V22H2ZM8 21V20H7ZM84 21V22H83ZM51 22H53V21H51ZM50 22V23H51ZM55 22V21H54ZM17 23L18 24H21V23H23L22 21H17ZM5 24V23H4ZM15 24V23H14ZM25 24V23H24ZM37 24V23H36ZM35 24V25H36ZM49 26V25H48ZM47 25H43L42 26V28L40 29H36V30H34L33 31V29L34 28H28V31L26 32L25 31V34H24V40H26V41H29V42H31V41H35V42H38L36 45H39L40 47H41V54H44L43 52H45L46 50H47V48L49 49L50 47H53L55 44H58V45H60L62 48H64V50H63V54L65 55V57H66V61H69L70 60V58H71V56H70V53L69 52H66V47H67V42L69 41V38H72L70 35H68V33L67 34H65V35H63L65 32H62V28L61 27H59V28H61V29H59V28H57V27H54V26H52V28L54 27V29L52 30L50 27H48ZM167 26H169V28H172V30L170 31L169 30V33L168 34H166L165 33V30H167L166 29V27ZM207 26V25H206ZM225 27H227V28H225ZM239 27V28H238ZM247 27H246V29H247ZM252 28V29H253ZM27 29V28H26ZM30 29V30H29ZM64 30L63 31H65V28H63ZM206 29V28H205ZM239 29V30H238ZM61 30V31H60ZM124 30V31H123ZM206 30H208L209 31V29L207 28ZM205 30V31H206ZM249 30V29H248ZM67 31V30H66ZM68 31H69V29H68ZM244 32H245V29L243 30ZM43 32L45 33H47V35L46 34H43ZM112 32H114V33H112ZM41 33V34H40ZM71 32H69V34H70ZM103 33V35H106V34H104ZM214 33V32H213ZM246 33H248L247 32V30H246ZM212 34V33H211ZM216 34V33H215ZM214 34V36H216ZM242 34V33H241ZM243 34H245V33H243ZM250 33H248V35H249ZM253 34V33H252ZM72 35V34H71ZM83 35V33L81 34V36ZM101 36V37H104V36ZM50 36V37H49ZM244 36V35H243ZM245 36H247V34L245 35ZM65 37H67V39H65ZM73 37H75V36H73ZM75 37V38H76ZM94 37V36H93ZM93 37H91V38H93ZM250 37H251V35H250ZM188 39V43H186V47L183 45V41H182V39ZM243 38V37H242ZM249 38V37H248ZM257 38H255V39H257ZM84 39H86V38H84ZM83 38H82V40L78 43H76L77 44V47H76V49L75 50H79L80 51V55H82V54H84V53H86V52H88V50L90 49V51H93V46L95 45H93V46H90L89 44H91V43H86V42H89L90 41V39L89 38H87V40H89V41H86V40H84ZM101 39V38H100ZM224 39H227V40H224ZM241 39V38H240ZM253 40H254V38H252ZM251 39V40H252ZM92 41L91 42H93V39H91ZM97 40V39H96ZM103 41L105 40V39H102ZM171 40V41H170ZM222 40H224V42L225 43H221V41ZM232 40V39H231ZM247 40H250V39H247ZM262 40V39H261ZM79 41V40H78ZM86 41V42H85ZM95 41V40H94ZM102 41V42H103ZM113 41V42H112ZM164 41H166V43L168 44V46H167V48H169V50H170V48H172V51L171 52H173V54H172V56L171 57H169V55L170 54H168V55H163V53L162 52H164L163 50H162V52H160L161 51V49L160 48H162V45L161 44H163V46H164ZM201 41H203V40H201ZM242 41V40H241ZM243 41H244V39H243ZM242 41V42H243ZM257 41V40H256ZM255 41V42H256ZM260 41V40H259ZM263 41H264V39H263ZM76 42V41H75ZM227 42V43H226ZM232 42V41H231ZM230 42V43H231ZM241 42V43H242ZM258 42V41H257ZM94 43V42H93ZM202 43H204V42H202ZM237 43V42H236ZM253 43V42H252ZM262 43V42H261ZM264 43V42H263ZM107 44V46H109ZM142 44V45H141ZM199 44H201V42L199 43ZM218 44V43H217ZM225 44V45H224ZM246 44H248V43H246ZM249 44H251V42L249 43ZM256 44V43H255ZM254 44V45H255ZM8 45H10V49L11 50H9V51H13V49H15V48H13V46H22V41L20 40H16V39H13L12 41H11V43H8ZM13 45V46H12ZM53 45V46H52ZM198 45V44H197ZM197 45H196V47H197ZM207 45V44H206ZM226 45H228V47L226 46ZM244 45V44H243ZM252 45V44H251ZM126 46V47H125ZM147 46H153L155 49H160V51L158 52V54L155 56V57H152L151 55L152 54H150L151 52H146V50L148 49V51H149V48L147 47ZM166 46V45H165ZM188 46H190V47H188ZM237 46V45H236ZM235 45H234V47H236ZM245 46V45H244ZM243 46V47H244ZM188 47V48H187ZM199 47H201V46H199ZM198 47V48H199ZM203 47V46H202ZM201 47V48H202ZM207 47H208V45H207ZM217 47V46H216ZM215 47V48H216ZM242 47V48H243ZM258 47V46H257ZM257 47L255 48V49H257ZM103 48H105L104 46H103ZM111 48V47H110ZM152 48V47H151ZM201 48H200V50H201ZM218 48V47H217ZM112 49V48H111ZM209 49H211L210 47H209ZM261 49V48H260ZM259 49V50H260ZM20 49H16L14 52H15V54H18V51H19ZM110 50V51H109ZM206 51L205 52H207V53H209L210 54V51L208 50V48L207 49H205ZM208 50V51H207ZM218 49H215V51H217ZM239 52H238V51ZM244 50V49H243ZM258 50V49H257ZM150 51H152V50H150ZM212 51H213V48H212ZM211 51V52H212ZM221 51V50H220ZM170 52V53H171ZM192 52H194V53H192ZM201 52V51H200ZM204 52V51H203ZM202 52V53H203ZM204 52V53H205ZM245 52V51H244ZM145 53H147V55L148 54H150V57H147V59L145 60ZM217 53H219V50H218V52ZM40 54V55H41ZM120 54V55H119ZM153 54H155V51L153 52ZM243 54V53H242ZM204 55V54H203ZM206 55V54H205ZM204 55V56H205ZM226 55V54H225ZM246 55V54H245ZM203 56V57H204ZM230 56V55H229ZM199 57V56H198ZM200 57H201V55H200ZM171 58H175V61H173V62H171ZM202 58V57H201ZM201 58H200V60H201ZM18 59V57H17V55L15 56V58H14V61L15 60H17ZM230 59V58H229ZM153 60H155V62L153 61ZM215 60V59H214ZM222 60V59H221ZM225 60V59H224ZM249 60V59H248ZM147 61V62H146ZM153 61V62H152ZM197 61L198 62H200L199 61V58L197 59ZM195 62V64L197 63L198 64V62ZM218 61V60H217ZM223 61V60H222ZM10 62H12V61H10ZM223 62H225V61H223ZM251 62V61H250ZM104 63L105 64H111L110 66H105L104 65ZM158 64L159 65V69H160V74H159V76H160V78L159 79H157L156 77L158 76V74L153 70V68H152V66L151 65H153V64ZM207 63V62H206ZM220 63V62H219ZM103 64V65H102ZM197 64L195 65V67L197 66ZM199 64H201V63H199ZM206 65V64H205ZM231 65V64H230ZM100 66H103V68L102 67H100ZM255 66V65H254ZM198 67H200L201 68V66H198ZM218 67V66H217ZM230 67H232V66H230ZM69 67L68 66H64L63 67V69H65V71H66V73H68V69ZM110 68H112L111 70H110ZM114 68V69H113ZM119 68V67H118ZM190 68V67H189ZM193 69H194V67H193ZM97 70V71H96ZM124 71H125V69H122V71H121V73L120 74H122V76H124L123 74H124ZM205 71V70H204ZM131 72V71H130ZM199 71H197V73H198ZM93 73V72H92ZM109 73V74H110ZM196 73V74H197ZM200 73V72H199ZM71 74V73H70ZM90 76V75H89ZM186 77V79H185V77ZM148 77H150V78H148ZM219 77V76H218ZM217 77V78H218ZM245 77V76H244ZM3 77H2V74H1V71H0V80L2 79ZM106 78V77H105ZM139 78V77H138ZM208 78H205L204 77V79H208ZM102 79V81L100 82V83H104V80H103V77L101 78ZM214 79H215V81H214ZM259 79V78H258ZM107 80V81H106ZM148 80V86H146L145 85V81H147ZM218 80H219V78H218ZM264 80V79H263ZM232 81V82H231ZM99 82V81H98ZM250 82H252V81H250ZM261 82H262V79H261ZM146 83V84H147ZM217 83V82H216ZM246 84H248L249 86H247L246 87ZM259 84H261V83H259ZM7 85H8V82H7V78H3V81L2 82H0V86H5V87H7ZM133 85H135V83L133 84ZM258 85V84H257ZM9 86V85H8ZM191 86H194L195 87V89L196 90H198V92L196 93V94H191L190 93V90H189V88H191ZM100 87V86H99ZM131 87V86H130ZM133 87V86H132ZM1 88V87H0ZM255 88V87H254ZM221 89V90H220ZM260 89V88H259ZM194 90V88L192 89V91ZM261 90V89H260ZM216 91L217 92H220L221 91V93H224V94H221V95H215L214 94V92L216 93ZM111 93H113L112 95L113 96H111ZM193 93H194V91H193ZM235 95H234V94ZM103 94V93H102ZM228 94H233V96H235L236 98H234V99H232V97L231 98H229L228 97ZM213 95V96H212ZM99 96H101V95H99ZM106 96H107V98H106ZM102 97V100H103V96H101ZM100 97V98H101ZM136 97H139L138 95L136 96ZM122 99H125V101H126V99H128L129 101H127V102H129L130 104H129V106H131V108L130 109H132L133 111L131 112V110H130V112L132 113V115H134L133 114V112H136L135 110H137L138 108H141L142 109V111H140V112H138V110H137V114L136 115H134V116H131L132 118H129V119H127V117H126V110L125 109H128V106H127V108H126V106H124V108L125 109H123L122 107H119V108H115V107H118V106H120L119 104H117V103H120V101L122 100ZM135 99V98H134ZM140 99H141V97H140ZM217 100V104H215L214 106H212L211 105V109L213 108V109H215L216 110V108H217V110L216 111H212L210 108H209V103H211V102H215ZM220 101H222L223 103H224V106L222 107V105H221V102ZM99 102V101H98ZM97 102V103H98ZM124 103V102H123ZM202 103V106H203V108L205 109H203L204 110V115H206V113H207V115L206 116H204L203 114H201L200 115V111L201 110H199V112L197 111L198 109H200L198 106H199V104H201ZM222 103V104H223ZM116 104H117V106H116ZM121 104V103H120ZM124 104H126V103H124ZM194 104L195 105H198L197 107H198V109H197V107H195L196 108V110L195 109H193L194 108ZM104 105H106V107H107V109L105 110L104 109ZM115 105V106H114ZM193 105V106H192ZM202 106H201V108H202ZM221 106V107H220ZM150 107H152V109H150V111L151 112H149L148 111V113H147V111H146V109H148V108H150ZM251 109V111H249ZM128 110V111H129ZM84 112V111H83ZM82 112V113H83ZM105 112V113H104ZM96 113V112H95ZM12 114V113H11ZM80 114V113H79ZM98 114V113H97ZM88 114H86V116H87ZM103 115H101V116H103ZM203 115V116H202ZM85 116V118H87V117H90L91 115H89V116H87L86 117ZM96 116V115H95ZM136 116V118H134ZM185 116H189L190 117V119L188 120L187 119V117H185ZM226 118H225V117ZM3 117V116H2ZM5 117V116H4ZM98 117H100V116H98ZM104 117L105 116H103V118L102 119H104ZM109 117H111V118H113L112 116H110L109 115ZM108 117V118H109ZM138 117V118H137ZM101 118V117H100ZM100 118H97V120L99 121V119ZM110 118V119H111ZM9 119V118H8ZM90 119V118H89ZM88 118H87V121L89 120ZM96 119V118H95ZM106 119V118H105ZM114 119H111V120H113L112 121V124L110 123L111 121H109V123H108V121H106L108 124H111V126L113 125H116V122L114 123ZM226 119V120H225ZM79 120H83L81 117H80V119ZM96 120V121H97ZM101 120V119H100ZM107 120H109V119H107ZM187 120H188V122L190 123L191 121H192V125H193V129L186 135V138H187V136H188V141H187V143L185 144V145H183L182 143V141L180 142H176L175 143V141L179 138V137H183L186 133H187V131L188 130H186V128H185V123L187 122ZM10 121V120H9ZM16 121V120H15ZM85 122H86V120H84ZM83 121V122H84ZM103 120H101V122H102ZM206 121H209V123H211L212 121V123L211 124H213L212 125V127L210 126L209 127V131L206 129V127H203L202 128V126L205 124V122ZM221 121H223V123H221ZM231 123H230V122ZM78 122V121H77ZM79 122H81V121H79ZM82 122V123H83ZM100 122V121H99ZM106 122H104L106 125L105 126H110V125H108ZM167 123V125H166V128L167 129H162L161 128V125H163L164 123ZM176 122H179V124H177V125H175V123ZM4 123H6V122H4ZM76 123V122H75ZM89 123H91L92 124V122L90 121ZM114 123V124H113ZM117 123H119V122H117ZM188 123V124H189ZM7 124V123H6ZM45 124V123H44ZM86 124H87V122H86ZM85 123H83V124H81V125H86ZM91 124H89L90 126H91ZM11 125V124H10ZM16 125V124H15ZM40 125V124H39ZM46 125V124H45ZM77 125H79L78 123H77ZM88 125V126H89ZM93 125V124H92ZM119 125V124H118ZM207 127H208V125L207 124H205ZM210 125V124H209ZM236 125V127H234L233 128V126H235ZM75 127H76V124L74 125ZM80 126V125H79ZM89 126V127H90ZM98 126H100V125H98ZM117 126V125H116ZM116 126H114L115 128H117ZM151 126H153V127H151ZM39 127H41V126H39ZM82 127V126H81ZM120 127H119V129H120ZM83 128V127H82ZM112 128V127H111ZM111 128H109V129H111ZM211 128V129H210ZM42 129H43V126H42ZM90 129V128H89ZM116 130H118V128L116 129ZM115 130V131H116ZM206 130H207V132H206ZM10 131V130H9ZM17 131V130H16ZM86 131L88 132V130L86 129ZM92 131V134H93V131L94 130H90V132ZM112 132H113V130H111ZM119 131V130H118ZM120 131V132H121ZM227 131H229V134H230V136L231 137H234L233 135H236L235 136V138L234 139H231V137H229L228 138V145L229 146H231V149H232V151H233V153H229L228 155L229 156H235L236 158L238 157V159H239V161L241 160L242 162L241 163H243L244 165V168L243 167H241V169H237L238 167L240 168V166H242V164L240 163H237L236 164V172H233L234 170H231L232 172H230V170H229V173H226V174H224V175H219L218 177H217V181H216V179H214V178H212V177H210L209 179H208V184H207V187H204L203 185H201V183H200V181H199V173H201V172H203V171H206L207 170V168H205L204 170L202 169L203 167H205L204 165H207V164H210V165H213L212 164V162H214V165L215 166H217L218 164H217V155L219 154V152H220V150L219 149H221L220 147H218L217 146V143H215L214 144V142L213 141H216V142H218L217 140L218 139H220V137L219 136H223L222 138H224V135L227 133ZM21 132V131H20ZM119 132V133H120ZM9 133V132H8ZM111 133V132H110ZM117 133V135H114V137H112L113 138V141L112 142H110L111 140H110V138H108L107 136H105L106 135V133H105V135H99V134H96V136H95V139L96 138H98V136L103 140V147H106V146H112V147H114L115 149H118V150H125V152H127L129 149H130V146L132 147L133 145H130V143L131 142H133L132 141V139H131V142L129 141V139H127V138H123V137H125L124 136V134L123 135H120V134H118V132H116ZM141 133V134H140ZM223 133H225V134H223ZM5 134H6V131H5ZM10 135L12 134V133H9ZM91 134V135H92ZM112 134V133H111ZM13 135V134H12ZM15 135V134H14ZM89 135H90V133H89ZM133 136L135 137V135L133 134ZM158 136H160V134L158 135ZM226 136V135H225ZM254 136H256L255 137V139H260V143H259V145L257 146V147H255V148H253V149H251L250 151H245L246 149L244 148L243 149V147L241 146L242 144H240L239 145V143H240V141H241V143L243 142V141H248V143H250V138L252 139ZM40 137H42V136H40ZM134 137H132V138H134ZM156 137V138H155ZM165 137V136H164ZM238 137V140L237 141H239V143H238V147L237 146H235L234 147V145H235V143H236V138ZM239 137H243L245 140H241ZM11 138H12V136H11ZM44 138V137H43ZM68 137H66V139H67ZM70 138V137H69ZM108 138V139H107ZM154 138V139H153ZM242 138V139H243ZM134 139H136V138H134ZM133 139V140H134ZM180 139V138H179ZM217 139V140H216ZM240 139V140H239ZM254 139V138H253ZM254 139V140H255ZM67 140H69V139H67ZM101 140V141H102ZM164 140V139H163ZM225 140V139H224ZM232 140H235V143H231L232 142ZM71 141V143L73 142V139L72 140H70ZM70 141L68 142V143H70ZM167 141V140H166ZM246 141L243 143V144H246ZM171 142V141H170ZM169 142V143H170ZM45 143V142H44ZM226 144V143H225ZM92 145V144H91ZM170 145V144H169ZM224 145V144H223ZM227 145V146H228ZM250 145V144H249ZM252 145V144H251ZM85 146V148H86V145H84ZM83 146V147H84ZM220 146V145H219ZM222 146V145H221ZM225 147H226V145H224ZM243 146H245V145H243ZM170 147V146H169ZM223 147V146H222ZM225 147H223L224 149H225ZM252 147V146H251ZM227 148V147H226ZM141 149V148H140ZM167 149H168V147H167ZM229 149V148H228ZM101 150V149H100ZM223 150V149H222ZM97 151V150H96ZM95 151V152H96ZM104 151H106V150H104ZM167 151V150H166ZM165 151V152H166ZM94 152V151H93ZM92 152V153H93ZM94 152V153H95ZM98 152V151H97ZM96 152V153H97ZM116 152V151H115ZM170 152V153H171ZM91 153V155H93ZM95 153V154H96ZM104 153V152H103ZM106 153V152H105ZM104 153V154H105ZM136 153V152H135ZM174 153H171V154H174ZM56 154V153H55ZM94 154V155H95ZM144 154V153H143ZM144 154V155H145ZM169 154V153H168ZM168 154H166V155H168ZM185 155H186V153H184ZM58 155V154H57ZM86 155V154H85ZM107 154H105L104 156H106ZM163 155H164V153H163ZM185 155H183V156H185ZM55 156V155H54ZM64 156H65V154H64ZM68 156V155H67ZM81 156V155H80ZM90 156V155H89ZM96 156H99V155H96ZM101 157H103V158H105L104 156H103V154L102 155H100ZM100 156H99V158H100ZM170 156V155H169ZM172 156V155H171ZM42 157V156H41ZM63 157V156H62ZM66 157V156H65ZM86 158H87V156H85ZM84 157V159H86ZM92 157V156H91ZM107 157V156H106ZM222 157V156H221ZM220 157V158H221ZM225 157V156H224ZM57 158V157H56ZM82 158V157H81ZM80 158V159H81ZM94 158V157H93ZM93 158H88V159H91L92 160V162H90L91 163V165H90V163H89V168L86 170L87 172L88 171H90V172H92V175L93 176H97L98 177V175H100L101 174V172L99 173V171H100V164L101 163H98V161L99 160H97V163H98V165L99 166H96V168H94V166H95V164L97 165V163H96V161L93 159ZM102 158V159H103ZM108 159H107V162H106V164L107 163H109V164H116L117 163V160H118V158L119 157H114L115 158V162H113V161H111V158L110 157H107ZM128 158H131L128 154L124 157V159H125V162H124V165H125V167L126 166H128V165H131L132 164V162L131 161H129V159ZM177 158V157H176ZM176 158H171L172 160V163L173 162H175V161H178V160H176ZM219 158V159H220ZM228 159H229V157H227ZM69 159V158H68ZM80 159L78 160V162L81 164V163H83L82 162V160H81V162H80ZM88 159H86V160H88ZM95 159H97V158H95ZM175 161H174V160ZM224 159V158H223ZM230 159H232L231 157H230ZM62 160H64V158L62 159ZM77 160H74L75 162L77 161ZM86 160H85V164H87L86 163ZM180 160V159H179ZM182 160V161H181ZM181 160L179 161V162H181V163H183V162H185V160L183 161V159L181 158ZM189 160H190V162H189ZM222 160V159H221ZM227 160V159H226ZM58 161V160H57ZM72 161V160H71ZM70 161V162H71ZM103 161H106L105 159L103 160ZM228 162H229V160H227ZM238 160H237V162H239ZM261 161V162H260ZM22 162V161H21ZM68 162H69V160H68ZM100 162H101V159H100ZM220 162V161H219ZM223 162H225V161H223ZM227 162V164L229 165V163ZM233 162V161H232ZM231 162V163H232ZM39 163V162H38ZM169 163H171V162H169ZM221 163V162H220ZM230 163V164H231ZM236 163V162H235ZM61 164H62V161H61ZM84 164V163H83ZM102 164H105V163H102ZM101 164V167L103 168L104 166ZM184 164V163H183ZM221 164H223V163H221ZM88 165V164H87ZM87 165H86V168H87ZM91 166V167H90ZM220 165H218V167H219ZM235 165H233L232 167H234ZM3 167V166H2ZM77 167V166H76ZM112 168L111 169H115V168H113V167H115V166H111ZM128 167H130V166H128ZM180 167V166H179ZM220 167H222L223 168V166H220ZM228 167V166H227ZM231 167V166H230ZM230 167H228V168H230ZM93 168L95 169V171L96 172H94V170H93ZM214 168V167H213ZM228 168H224V169H228ZM73 169H75V166H73ZM233 169V168H232ZM234 169H235V167H234ZM148 170H149V168H148ZM177 170V169H176ZM180 170V168L178 169V171ZM214 170V169H213ZM39 171V170H38ZM71 171V170H70ZM70 171H68V173L70 172ZM158 172H160L161 170L160 169H158L157 170ZM162 171H164V169H162ZM86 172V174H88ZM105 172V171H104ZM126 173H128V171H125ZM133 172V171H132ZM131 172V173H132ZM145 172V171H144ZM168 172V171H167ZM171 172H174V171H171ZM225 172H227V171H225ZM68 173H67V175H68ZM85 173V172H84ZM109 173V172H108ZM107 173V174H108ZM129 173H130V171H129ZM129 173L128 174H126L127 176L129 175ZM170 173V172H169ZM42 174H44L45 175V173H42ZM48 174V173H47ZM50 174V173H49ZM71 174V173H70ZM86 174H84V175H86ZM111 174V173H110ZM109 174V175H110ZM172 174V173H171ZM34 175V174H33ZM33 175H31V176H33ZM80 175L81 174H79V176L78 177H80ZM84 175H83V177H84ZM91 175V174H90ZM89 175V176H90ZM112 175L114 176V177H116V175L114 174V173H112ZM112 175H110V177L111 178H113L112 177ZM134 175V174H133ZM162 175H163V173H162ZM37 176H40V175H37ZM36 176V177H37ZM48 177L47 178H51V177H49V175H47ZM69 177H70V175H68ZM88 175H86V178L87 177H89ZM108 176V175H107ZM106 176V177H107ZM164 176H166V175H164ZM135 177V176H134ZM150 176H147L146 174H145V178H146V181H148ZM31 178V177H30ZM91 178V177H90ZM89 178V179H90ZM117 178V177H116ZM116 178H115V180H116ZM159 178V177H158ZM165 178V177H164ZM167 178V177H166ZM206 178V177H205ZM58 179H60V178H58ZM83 179V178H82ZM98 178H96V180H97ZM148 179V180H147ZM75 180V179H74ZM84 180V179H83ZM99 180V179H98ZM109 181L110 179L109 178H105V182H99V181H97V188H96V191H97V193L99 192V195H101V194H103V193H106L107 191L105 190L106 189V184H107V182L106 181ZM154 180V179H153ZM169 180V179H168ZM43 181V180H42ZM41 181V182H42ZM46 181H48V179L46 180ZM87 181H88V179H87ZM90 181V180H89ZM111 181V180H110ZM110 181H109V183H110ZM112 181H113V179H112ZM112 181H111V184H113V183H115V182H113L112 183ZM139 178L137 179V176H136V178H134V179H132L131 180V185L129 186V189H131L132 187H134L135 185H136V188L139 190L140 188H138V185H140V184H138L139 182ZM149 181H151V179L149 180ZM156 181H157V179H156ZM25 183H26V181H24ZM45 182V181H44ZM55 182V181H54ZM81 182V181H80ZM129 182V181H128ZM143 182H145V181H142V183ZM153 183H154V181H152ZM162 182V181H161ZM160 182V180H159V183H161ZM204 182V181H203ZM50 183V182H49ZM73 183V182H72ZM117 183V182H116ZM148 183V182H147ZM151 183V182H150ZM156 183V182H155ZM154 183V184H155ZM215 183H217V186H216V191H214V192H211L212 190H213V186H215ZM51 184V183H50ZM53 184V183H52ZM55 184V183H54ZM111 184H109V186L111 185ZM145 184V183H144ZM143 184V185H144ZM152 184V183H151ZM169 184V183H168ZM26 185V184H25ZM28 185H29V183H28ZM58 185H60V184H58ZM153 185V184H152ZM152 185H151V188H152ZM57 186V185H56ZM154 186V185H153ZM160 186V187H161ZM24 187V186H23ZM26 187V186H25ZM59 187V186H58ZM54 188V187H53ZM26 189V188H25ZM146 190H148L147 188H145ZM56 190V189H55ZM107 190H109V189H107ZM138 190H135L136 191V193L137 192H140V191H142V190H140V191H138ZM153 190V189H152ZM153 190V191H154ZM120 191V190H119ZM134 191V190H133ZM132 190L129 192V194H133L134 192H133ZM21 192H24V191H21ZM50 191H48V193H49ZM109 192V191H108ZM111 192H113V191H111ZM46 193V192H45ZM44 193V195L43 196H45L46 194ZM47 193V194H48ZM54 193V192H53ZM198 193H199V195H198ZM23 194V193H22ZM12 195V194H11ZM57 195V194H56ZM60 195V194H59ZM111 195H113V194H111ZM115 195V194H114ZM138 195H139V193H138ZM13 196V195H12ZM21 196V195H20ZM49 196V195H48ZM51 196V195H50ZM133 198H136V199H138V197H134L133 195H131ZM198 196V198H200L201 200L200 201H198L197 199H195L196 197ZM22 197V196H21ZM47 197V196H46ZM54 197V196H53ZM57 197V196H56ZM82 197H83V200H86L85 201V203H89L90 205H92V202L93 201H91L90 199H92V197H91V193L90 192H86V193H84L83 195H82ZM16 198V197H15ZM17 198H18V196H17ZM48 198V197H47ZM60 198L61 197H59V200H60ZM8 199V198H7ZM43 199V198H42ZM50 199V198H49ZM57 199V198H56ZM95 199V198H94ZM119 199H120V197H119ZM142 199V200H141ZM141 199H139V200H141L140 202H139V204L141 203L142 204V202H145L146 203V201L143 199V198H141ZM153 199V198H152ZM258 199H257V201H258ZM24 200V199H23ZM44 200V199H43ZM58 200V199H57ZM98 200L100 201V199L98 198ZM149 200H150V198H149ZM180 199H178V201H179ZM190 200H193V201H195L193 204L192 203H190ZM133 201H134V199H133ZM196 201H198V202H196ZM59 202V201H58ZM62 202H63V200H62ZM132 202V201H131ZM136 202V201H135ZM148 202H151L152 203V201H148ZM184 203H185V201H183ZM187 202V201H186ZM11 203V202H10ZM14 203V202H13ZM17 203H19L18 201H17ZM21 204L23 203V202H20ZM42 204L40 205V206H42V205H44L43 204V202H41ZM84 203V204H85ZM98 203H100V202H98ZM106 204L107 203H109L108 201L107 202H105ZM116 203H117V201H116ZM137 204H138V202H136ZM177 203V204H176ZM256 203H258V202H256ZM48 203H46L45 202V205H47ZM50 204V203H49ZM83 204V205H84ZM132 204V203H131ZM130 204V205H131ZM140 204V205H141ZM144 204V203H143ZM160 204V205H161ZM74 206H75V203L73 204ZM109 205V204H108ZM159 205V204H158ZM256 205V204H255ZM258 205H259V203H258ZM89 206V205H88ZM93 206V205H92ZM98 206V205H97ZM100 206V205H99ZM131 206H133L132 207V209H130V208H127L128 206H123L122 207V205H121V207H119V208H121V212L119 211V215L121 216L122 214V216H124V217H126V218H128L127 216H130L128 219H129V229L130 230H132V233L130 232V237H128V238H131L130 239V241L132 242V244L134 243L133 241H134V239H139L141 242L143 241V243H145V246H146V243H148V244H150V241L151 242H155V241H152L151 240V238L150 239H147V237L150 235V233L149 234H147L146 235V229H148V225H146L145 223H146V221L145 220H138V217H139V215L138 214H135L134 213V210H140V206L139 205H131ZM167 206V205H166ZM165 206V207H166ZM169 206V205H168ZM44 207H47V206H44ZM52 207V206H51ZM55 207V206H54ZM53 207V208H54ZM66 204L65 205H63L62 203L60 204V206H59V212L61 211H64L66 208ZM101 207V206H100ZM100 207H99V209H100ZM142 207L144 208L145 206H143L142 205ZM141 207V208H142ZM256 207V206H255ZM13 208H15V207H13ZM37 208V207H36ZM49 209H52V208H50V207H48ZM47 208V210H49ZM83 206H79V209L78 210H85L87 207H84L83 209ZM94 208V207H93ZM117 208H118V206H117ZM124 208V209H123ZM143 208H142V210H141V212L143 213ZM170 208V207H169ZM16 209V208H15ZM19 209V208H18ZM56 209H58L57 208V206H56ZM90 208L88 207V210H89ZM94 209H96L97 210V207H95ZM94 209H93V211H94ZM167 209H168V207H167ZM175 209V208H174ZM36 210V209H35ZM39 210V209H38ZM38 210H37V212L35 211L34 212V210L32 211V212H34V214H39L38 213ZM71 210H73V207L72 206H70L69 207V210L67 209V211H71ZM42 211H43V209H42ZM57 211V210H56ZM86 211H87V209H86ZM98 211V210H97ZM170 211H172V210H170ZM46 212V211H45ZM90 212V211H89ZM145 212V211H144ZM190 212V213H189ZM194 212V213H195ZM42 213V212H41ZM47 213V212H46ZM67 213V212H66ZM81 213V212H80ZM87 213H88V211H87ZM98 213V212H97ZM109 213V212H108ZM117 213V212H116ZM125 213V214H124ZM193 213V212H192ZM194 213H193V215H194ZM13 214V213H12ZM31 214V213H30ZM58 214V213H57ZM60 214V213H59ZM65 214V213H64ZM83 214V213H82ZM111 214V213H110ZM189 214H191V215H189ZM197 213H195V215H196ZM18 215V214H17ZM42 215H44V213L43 214H41V216ZM84 215V214H83ZM86 215H88V214H86ZM118 215V216H119ZM164 215V216H163ZM33 216V215H32ZM35 217H38L37 215H34ZM72 216V215H71ZM89 216V215H88ZM100 216H103V215H100ZM118 216L117 217H115L114 215L112 216L111 215V221H115V220H117V222H118V220H120V219H117L118 218ZM121 216V217H122ZM143 216V215H142ZM149 216V217H150ZM188 216V217H187ZM197 216V215H196ZM201 216V217H200ZM206 216V215H205ZM230 216V217H229ZM68 217V216H67ZM87 217V216H86ZM85 217V218H86ZM173 217V218H172ZM194 217V216H193ZM213 217H215V216H213ZM213 217H211V216H208V218H212L213 219ZM71 218V217H70ZM79 218V217H78ZM80 218H82V217H80ZM102 218V217H101ZM105 218H106V216H105ZM208 218H206V219H208ZM215 218V219H216ZM21 219V218H20ZM39 219H40V217H39ZM38 218L36 219V220H39ZM43 219V218H42ZM51 219V218H50ZM62 220H63V218H61ZM75 219V218H74ZM77 219V218H76ZM84 219V218H83ZM87 219V218H86ZM100 219V218H99ZM98 219V220H99ZM103 219V218H102ZM108 219V218H107ZM110 219H108V220H110ZM123 219H125V218H122L121 219V221H123ZM127 219V220H128ZM188 219H190V218H188ZM194 219V218H193ZM196 219V218H195ZM222 219H223V217H222ZM35 220V221H36ZM45 220V219H44ZM47 220V219H46ZM73 220V219H72ZM87 220H89V219H87ZM86 220V221H87ZM103 220H106V219H103ZM107 220V221H108ZM191 220V219H190ZM14 221V220H13ZM41 221V220H40ZM75 221V224L74 225H76V227H77V229H79L80 227H82V226H78V225H82L81 224V221L80 222H77L76 223V220H74ZM78 221V220H77ZM92 221V220H91ZM126 221V220H125ZM125 221H123V222H125ZM186 221V220H185ZM220 221V220H219ZM224 221V220H223ZM29 222V221H28ZM31 222V221H30ZM37 222V221H36ZM43 222V220L41 221V223ZM48 222L50 223V221L48 220ZM58 222V221H57ZM66 221H64V223H65ZM99 222V221H98ZM100 222H102L101 220H100ZM109 222V221H108ZM116 222V221H115ZM127 222V221H126ZM126 222H125V225H126ZM178 222V223H177ZM188 222H189V220H188ZM187 222V223H188ZM196 222V223H197ZM207 222V221H206ZM209 222V221H208ZM211 222V221H210ZM38 223V224H37ZM36 224L37 225H39V227L40 228H43V227H45V226H49V223H47V225H43V224H45V223H43V224H39V221L37 222ZM62 223V222H61ZM71 223H73V222H71ZM82 223H84V221L82 222ZM89 223V222H88ZM87 223V225H89V227H90V225H92V224H88ZM92 223V222H91ZM107 223V222H106ZM119 223H122V222H119ZM118 223V224H119ZM186 223V227L188 228V229H192V227L194 228V226H193V224H190V225H188L189 223H191V221L187 224ZM223 223V222H222ZM15 224V223H14ZM66 224V223H65ZM110 223H108V225H109ZM123 224L124 223H122V226H123ZM184 224H185V222H184ZM198 224V223H197ZM196 224V225H197ZM200 224V223H199ZM206 224V223H205ZM211 224V225H210ZM214 224H215V222H214ZM219 224V223H218ZM17 226H18V224H16ZM52 225V224H51ZM54 225V224H53ZM85 225V228L87 227L86 226V224L84 223L83 224V226ZM107 225V226H108ZM114 225H115V223H114ZM120 225V224H119ZM188 225V226H187ZM204 225V224H203ZM209 225H210V227H211V229H212V223H209ZM220 225H222L221 223H220ZM224 225H226V224H224ZM223 225V226H224ZM16 226V227H17ZM94 226V225H93ZM164 226V227H165ZM177 226L175 227V228H177ZM199 226V225H198ZM208 228H209V226L208 225H206ZM205 226V227H206ZM9 227H11V225L9 226ZM13 227V226H12ZM37 227V226H36ZM59 227H60V225H59ZM89 227H87V229H84L85 231H83L84 233H91V229L89 228ZM109 227H111V225L109 226ZM109 227H107V229L109 228ZM159 227V226H158ZM185 227V228H186ZM19 228V227H18ZM38 228V227H37ZM49 228H51V226L49 227ZM48 228V229H49ZM66 228V227H65ZM64 228V229H65ZM114 228V227H113ZM154 228V227H153ZM163 228V227H162ZM9 228H7V230H8ZM39 229V228H38ZM47 228H46V230H48ZM55 228H53V230H54ZM112 229V228H111ZM122 229H124V228H122ZM121 229V230H122ZM128 229V230H129ZM156 229V228H155ZM154 229V230H155ZM166 229V228H165ZM187 229V230H188ZM201 229H202V227H201ZM1 230H3V229H1ZM5 230H6V227H5ZM5 230H3L4 232H5ZM13 230V229H12ZM36 230V229H35ZM45 230V229H44ZM45 230V231H46ZM52 230V231H53ZM93 230V229H92ZM101 230V229H100ZM99 229H98V231H100ZM113 230V229H112ZM120 230V231H121ZM162 230V229H161ZM189 230V231H190ZM224 230H225V227H224ZM45 231L43 232V236L46 238V240H47V235H46V233H45ZM55 231V230H54ZM76 231H78V230H76ZM75 231V229H74V232H76ZM95 231V230H94ZM114 231V230H113ZM124 231V230H123ZM127 231V230H126ZM164 231V230H163ZM163 231H161L162 233H163ZM173 231H175V230H173ZM7 232V231H6ZM13 232V231H12ZM48 232V231H47ZM110 232H112V231H110ZM129 232V231H128ZM161 232H157L158 234L160 233L161 234ZM176 232H177V235H178V233L179 232H181V230L178 232L177 231V229H176ZM175 232V233H176ZM182 232H183V230H182ZM188 232V231H187ZM196 232V231H195ZM198 232V231H197ZM196 232V233H197ZM226 232V231H225ZM238 232H240V234L238 233ZM1 233H3V232H1ZM18 233V232H17ZM38 233H39V230H38ZM94 233V232H93ZM121 233V232H120ZM151 233H152V231H151ZM157 233H153V234H155V235H157ZM170 233V231L168 232V234ZM193 233V232H192ZM222 233V232H221ZM9 234V233H8ZM7 234V235H8ZM62 234V233H61ZM73 234V236H74V240H76V236H75V234L74 233H72ZM100 234V233H99ZM99 234H97L98 236L97 237H100V235ZM110 234V233H109ZM113 234V233H112ZM115 234V233H114ZM118 234V233H117ZM124 234V233H123ZM159 234V235H160ZM164 234V233H163ZM167 234V233H166ZM185 234V233H184ZM195 234V233H194ZM209 234H210V232H209ZM208 234V235H209ZM214 234V233H213ZM212 234V235H213ZM233 234H231L232 236H233ZM15 235V234H14ZM125 235V234H124ZM129 235V234H128ZM136 235V236H135ZM165 235V234H164ZM164 235H161V240L163 239V236ZM181 235V234H180ZM207 235V234H206ZM211 235V236H212ZM0 236H1V234H0ZM39 236V235H38ZM86 236H88V235H86ZM102 236V235H101ZM123 236V235H122ZM127 236V235H126ZM151 236H153V235H151ZM158 236V235H157ZM196 236H197V234H196ZM8 237V236H7ZM41 237V236H40ZM121 237V236H120ZM154 237V236H153ZM156 237V236H155ZM168 237V236H167ZM188 237V236H187ZM200 237V236H199ZM204 238H206V236H203ZM224 237V236H223ZM227 238H228V240H229V242L227 243V244H230V242H231V244H230V246H232V247H234V246H236L237 245V243H236V240H238L237 238H235L236 240L234 241L232 238H231V236L229 237V236H226ZM29 238V237H28ZM27 238V239H28ZM63 238V237H62ZM101 239L102 238H104L103 236L102 237H100ZM99 238V239H100ZM107 238V237H106ZM122 238V237H121ZM159 239H160V237H158ZM181 238V237H180ZM190 238V240H191V237H189ZM217 238V237H216ZM221 238V237H220ZM225 238V237H224ZM223 238V239H224ZM240 238H241V236H240ZM245 238V237H244ZM244 238H243V240H244ZM72 239V240H73ZM81 239V238H80ZM88 239V238H87ZM107 239H109V241H106V242H110L109 244H113V242H117V241H115V240H117V239H119L116 235H109V238H107ZM178 239V238H177ZM184 239V238H183ZM242 239V238H241ZM240 239V240H241ZM37 240V239H36ZM64 240V239H63ZM66 241H67V239H65ZM82 240V239H81ZM91 240V239H90ZM98 240V239H97ZM204 240V239H203ZM211 240V239H210ZM210 240H208V241H210ZM215 240V239H214ZM26 241V240H25ZM33 241V240H32ZM32 241H29V242H32ZM53 241V240H52ZM69 241V240H68ZM67 241V242H68ZM71 241V240H70ZM80 241V240H79ZM88 241V240H87ZM95 241V240H94ZM100 241V240H99ZM121 241V240H120ZM159 241V240H158ZM164 241H167V240H164ZM226 241V240H225ZM239 241V240H238ZM27 242H28V240H27ZM75 242H77V241H75ZM123 242H125V243H127V241H125V240H122V243ZM169 242V241H168ZM167 242V243H168ZM206 242V241H205ZM204 242V243H205ZM214 242V241H213ZM222 242V241H221ZM241 242V241H240ZM244 242V241H243ZM242 242V243H243ZM247 242H245V243H247ZM38 243V242H37ZM70 243V242H69ZM91 243H93V242H91ZM107 243V244H108ZM121 243V242H120ZM122 243H121V245H122ZM162 243H163V241H162ZM176 243V242H175ZM244 243V244H245ZM248 243V244H249ZM29 244V243H28ZM33 244H35V243H33ZM94 244V243H93ZM92 244V245H93ZM131 244V245H132ZM135 244V243H134ZM155 244V243H154ZM223 244V243H222ZM221 244V245H222ZM239 244V243H238ZM30 245H32V243H30ZM45 245H46V243H45ZM44 245V246H45ZM70 245V244H69ZM80 246L82 245V244H79ZM91 245V244H90ZM90 245H89V251L88 252H90L91 251V247H90ZM126 245V244H125ZM219 245V244H218ZM24 246V245H23ZM27 246V245H26ZM40 246V245H39ZM44 246H42V248L41 249H39V250H37L32 256H29V258L28 259H26L25 260V258H24V253H22L21 255L23 256V259L22 258H20V257H22L21 255L18 257V258H20V260L18 261V259L15 261L14 260V262H16L17 264H66V262H67V264L68 263H70V264H72L73 263V261H74V259L72 260L71 258L72 257H69L70 255H69V253L67 254V253H64V254H62V255H60V257L59 256H57L56 258L54 257V255L52 254V253H49V251L48 250H46V249H43V248H45ZM48 246V245H47ZM105 246H107V245H104V247ZM150 246V245H149ZM153 246V245H152ZM189 246V245H188ZM195 246V245H194ZM206 246V245H205ZM204 246V247H205ZM222 246H224V245H222ZM255 246V247H254ZM27 247H29V245L27 246ZM31 248H32V246H30ZM81 247H83V246H81ZM80 247V249H82ZM108 247V246H107ZM113 247V246H112ZM122 247V246H121ZM130 247V246H129ZM170 247V246H169ZM229 247V246H228ZM227 247V248H228ZM250 247V246H249ZM19 248V247H18ZM88 248V247H87ZM86 248V250H88ZM131 248V247H130ZM145 248L146 247H144L143 246V248L142 249H140V251L142 250V252L144 253V251L143 250H145ZM150 248L152 249V248H154V246L153 247H151L150 246ZM170 248H172V246L170 247ZM183 248H184V246H183ZM187 248V247H186ZM194 248V247H193ZM229 248H231V247H229ZM78 250V249H75V250H73L75 253H76V251L78 250V251H82V250ZM107 249H109V252L111 251V246L109 245V248H107ZM122 249H123V247H122ZM127 250H128V248H126ZM149 249V248H148ZM155 249V248H154ZM188 249V248H187ZM196 249V248H195ZM19 250L21 251V250H23V248H19ZM30 251H31V249H29ZM52 250V249H51ZM53 250H54V248H53ZM67 250V249H66ZM86 250H84L83 249V251H84V254H80V255H78V253H76V254H74V255H72V256H74V257H78L79 256V258H80V260H86V261H88V263L90 262L89 260H90V258L92 257V256H90V255H88V252H86L85 253V251ZM99 250V249H98ZM130 251H132L133 249H129ZM210 250V249H209ZM219 250V249H218ZM19 251V252H20ZM72 251V252H73ZM96 251V250H95ZM100 251V250H99ZM99 251H96V252H94L93 251V253H99ZM135 251H136V249H135ZM156 251V250H155ZM176 251V250H175ZM180 251V250H179ZM231 251H234V250H231ZM17 252H18V249H17ZM28 252V251H27ZM73 252V253H74ZM92 252V251H91ZM102 252V251H101ZM109 252H107V253H109ZM121 252H123V250L121 251V249H120V247L117 245V246H115L114 248H113V250L111 251V253H109L110 255H112L113 256V254H114V259L115 258H117V256L119 255V253H121ZM151 252V251H150ZM159 252H160V250H159ZM188 252H190V250L188 251ZM209 252H211V251H209ZM30 253V252H29ZM29 253H27L26 254V256L29 254ZM81 253H83V252H81ZM93 253H90V254H93ZM97 253V254H98ZM131 253V252H130ZM156 253H157V251H156ZM165 253V252H164ZM203 253V252H202ZM214 253V252H213ZM223 253V252H222ZM225 253H226V251H225ZM236 253V252H235ZM244 253V254H243ZM20 254V253H19ZM97 254H93L94 255V257H95V255L97 256ZM102 254V253H101ZM100 254V255H101ZM124 254V253H123ZM128 254V253H127ZM155 254V253H154ZM167 254V253H166ZM182 254V253H181ZM187 254V253H186ZM210 254H212V253H210ZM217 254V253H216ZM17 255H18V253H17ZM77 255V256H76ZM105 255H106V253H104V257H105ZM110 255H108L109 256V258H110ZM134 255H135V253H134ZM170 255V254H169ZM178 255V254H177ZM189 255V254H188ZM188 255H186V256H188ZM202 255V254H201ZM223 255V254H222ZM226 255H228V254H226ZM231 255V254H230ZM233 255V254H232ZM99 256V255H98ZM98 256L96 257V258H98ZM102 256V255H101ZM101 256H99V257H101ZM102 256V257H103ZM138 256V255H137ZM146 256V255H145ZM148 256H150V255H148ZM191 256V255H190ZM234 256H235V254H234ZM103 257V258H104ZM112 257V258H113ZM121 258V256H118V258ZM153 257V256H152ZM177 257H179V256H177ZM182 257V256H181ZM180 257V258H181ZM15 258H17V257H15ZM103 258H98L97 260H99V262L101 261V260H103L102 262H105V263H107V261L108 260H110L109 258L107 259V258H105V260L107 259V261H104V259ZM139 258V257H138ZM144 258V257H143ZM155 259H157L156 257H154ZM172 258V257H171ZM225 258V257H224ZM223 258V259H224ZM236 258V257H235ZM65 259V260H64ZM76 259H78V258H76ZM92 259V258H91ZM94 259V258H93ZM92 259V260H93ZM125 258L123 257V260H122V264H141L140 262H138V260H135V261H133V262H131V261H128L127 262V260H124ZM149 259H151V258H149ZM168 259H169V257H168ZM189 259V258H188ZM240 259H241V257H240ZM95 261H96V259H94ZM93 260V261H94ZM113 259H111V262H112V264H114L115 262L114 261H112ZM146 260V259H145ZM159 260V259H158ZM161 260V259H160ZM166 260V259H165ZM173 260V259H172ZM171 260V261H172ZM182 260V259H181ZM195 260V259H194ZM199 260V259H198ZM205 260V259H204ZM217 260V259H216ZM216 260H214V261H216ZM219 260H220V258H219ZM230 260H233V258H231ZM92 261V263L91 264H94V262ZM116 261H118L117 262V264L119 263V259H116ZM143 260H141V262H142ZM149 261V260H148ZM157 261V260H156ZM155 261V262H156ZM175 261V260H174ZM202 261V260H201ZM214 261H213V263H214ZM227 261V259L225 258V262ZM245 261V262H246ZM98 262V263H99ZM114 262V263H113ZM169 262V261H168ZM173 262V261H172ZM172 262H171V264H172ZM175 262H177V261H175ZM179 262V261H178ZM207 262V261H206ZM228 262V261H227ZM231 262V261H230ZM105 263H103V264H105ZM110 263V262H109ZM120 263V264H121ZM208 263V262H207ZM233 263V262H232ZM74 264H75V262H74ZM76 264H77V262H76ZM79 264V263H78ZM86 264V263H85ZM146 264V263H145ZM156 264V263H155ZM159 264V263H158ZM174 264V263H173ZM187 264V263H186ZM192 264V263H191ZM201 264V263H200ZM209 264H212V262L211 263H209ZM219 264V263H218Z\"/></svg>", "mask_w": 264, "mask_h": 264}]
</instances>
